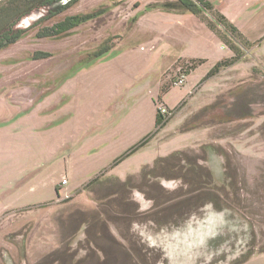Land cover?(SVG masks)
I'll list each match as a JSON object with an SVG mask.
<instances>
[{
	"label": "rangeland",
	"instance_id": "obj_1",
	"mask_svg": "<svg viewBox=\"0 0 264 264\" xmlns=\"http://www.w3.org/2000/svg\"><path fill=\"white\" fill-rule=\"evenodd\" d=\"M166 1L77 0L36 26L32 13L17 24L27 28L23 37L0 50V264H234L251 249L237 264H264V0L243 13L245 0H211L240 14L256 42L203 81L217 40L218 61L234 53L199 17L163 10ZM75 14L95 15L64 34L38 36ZM41 53L49 55L34 58ZM192 54L208 60L189 71ZM67 81L57 104L74 113L68 144H81L101 113L114 121V110L135 104L141 128L127 130L125 143L139 140L153 127L158 93L156 108L170 113L117 164L113 154L125 143L89 158L62 147L72 160L60 195L79 189L41 206L37 200L56 192L40 185L44 132L31 129L40 116L14 120L43 111L45 96L55 107L56 87ZM35 175L39 185L30 189Z\"/></svg>",
	"mask_w": 264,
	"mask_h": 264
},
{
	"label": "crops",
	"instance_id": "obj_2",
	"mask_svg": "<svg viewBox=\"0 0 264 264\" xmlns=\"http://www.w3.org/2000/svg\"><path fill=\"white\" fill-rule=\"evenodd\" d=\"M256 1L257 0H245L243 2L244 5L241 7V9L243 10L242 13L245 12V10L249 11V8L251 7V5ZM213 3L231 22H233V24H235L239 28V30L242 32V34L249 41L256 42V40L254 38H251V36H250L251 30L248 28V24L243 22V21H239V15L240 14H238L237 16H236V14H234V15L228 14L217 3H215V2H213ZM195 17L196 16H194L193 14H192V16H190V18L193 20ZM205 27H206V25H205ZM210 32L212 33L211 36H213L217 40V38L213 35V32L211 30H210ZM216 46H217V50H218L217 52H219V54L214 56L215 58L213 60V63H216L219 60L220 56L221 57L223 56V55H221V52L219 49L220 48L219 40H217ZM184 56L187 57V55H184ZM188 57H190V58H197L198 57V58H204V59H206V61L208 60V57L205 54H202V55L192 54V55H188ZM68 84H69V81L63 82L59 87H56L55 94H59V95H57L55 97L56 101H58V102H56L55 107H49L50 105H48V102L50 100H54V99L49 98V96H45V97H43V111H41L42 113L40 112V109L30 110L29 112H26L27 114L25 115V117H21V118L14 120L15 124H17L18 122H21L22 120L25 123L27 118H34L31 116L35 115L36 113H38L40 116L38 118V121H36V123L34 122L33 125L31 126V129H38L39 131L44 132L43 133V153L45 155H47V158H46L47 162L43 163V179L40 180V185L43 187V189H53L56 192V195H54V196H48V197H45L44 199L42 197L39 200H37L38 202H40L41 206H43L45 204L58 205L59 204L58 203L59 198L62 199L64 197H67L68 195L72 194L74 192V190H72V189H79L80 185L75 184L73 187L69 188L71 190H69L68 192H65L66 193L65 195H62V196L60 195L61 194L60 188L62 186L61 178H63L65 173H67V168H68L67 163H69L70 160H72L71 154L62 152V150H61L62 147H65L66 145H71L70 146L71 147L70 148L71 153H75L78 155H81V153H84V156L86 158H89L90 156H93L96 154L101 155L102 153H106V152L110 151L115 146H117V147L119 145L121 146V144L125 143L126 136H127V130H137L139 127L141 128V124L138 123V119H140V117H141V111L142 110L140 107H138L137 104H135V105H131L129 108H127L128 110H126V111L121 109V108L114 110L115 114L117 115V118L114 121H111L112 112L111 113L106 112L104 114L101 113L102 116H101V119H99L100 120L99 123L96 125L94 124L93 127L89 128V130H91V134H86L84 137L85 140L81 144L79 143V141L74 143V144H68L67 140L69 138L72 139L74 137V135L77 134V133L69 134V131H67L68 129H70L67 126H68L69 122L73 119L71 117L74 116V113L73 112H70L68 114L63 113L64 109L60 107L63 103L60 105L57 104L60 102L59 100L62 99V96L64 95L63 93H65L66 90L69 88ZM72 87L75 88V86H72ZM159 91H160V81H159ZM52 94L54 95V93H52ZM158 95H159V93H158ZM158 95H157V97H158ZM157 97L151 98L152 107L149 111V112H151V124L153 125V127L150 130L149 129L143 130V132L141 134H139L140 137L138 136L140 139H142L148 133L152 132L155 128V120H156V113H157L155 101H156ZM64 106H65V104H64ZM143 111H144V109H143ZM51 115H55V116L50 118L51 125L49 126V124H48L49 117L48 116H51ZM106 115H107V117L105 118ZM69 116H71V117H69ZM132 116H134V118H133L134 123L127 125L131 121ZM35 119H37V118H35ZM10 124L11 123H9L8 125H10ZM50 127H53V128L49 129ZM75 127L78 128V126H73V127H71V130L74 129ZM14 131H17V130L14 129ZM58 131H59V133L56 136V132H58ZM47 133H49V134H47ZM66 136H67V139H66ZM53 138H54V140H53ZM49 139H51L52 141L48 143ZM139 140L134 141V142H130V143H125L120 150L119 149L116 150V152L113 154V155H115V157L113 158L112 161H114V159H116L117 157L122 155L129 147H131L132 145L137 143ZM48 144H50V145H48ZM44 158L45 157H43V159ZM58 168L61 170L59 177L57 176V172H56L58 170ZM51 169H52V171H51ZM100 170H102V169H99L98 171H96L95 174L97 172H99ZM93 171H95V170L93 169ZM41 173H42V171L38 175L40 176ZM95 174H93V175H95ZM38 175H35L32 178H29L30 181L26 182V185L30 189H36L37 185H39V183H37V180H39L37 178H40ZM68 183H69V180H67L63 184H68ZM15 208H17V207H15Z\"/></svg>",
	"mask_w": 264,
	"mask_h": 264
},
{
	"label": "trees",
	"instance_id": "obj_3",
	"mask_svg": "<svg viewBox=\"0 0 264 264\" xmlns=\"http://www.w3.org/2000/svg\"><path fill=\"white\" fill-rule=\"evenodd\" d=\"M77 0H0V50L8 45L16 42L26 32L27 28H20L17 26L18 22L24 17L32 13H38L36 21L39 25L42 21L49 20L56 14L63 11L66 7L72 5ZM156 5H149L155 8ZM165 11H172L175 13H191L199 17L206 27L213 31L220 40L227 44L233 51L234 55L228 58L217 61L210 70L204 75L201 81L217 73L220 68L229 66L238 61L243 45L247 47L254 42L249 41L216 6L211 0H169L159 5ZM42 12V13H41ZM95 14H75L65 17L50 26L44 27L39 31V37H53L64 34L72 28L82 24L83 22L93 18ZM43 56L34 58H42L48 56L49 53H41ZM202 58L193 59L189 65V71L196 69V67L203 63ZM187 71V74L189 73ZM167 117L160 114L157 107L155 128L152 132L145 135L137 143L129 147L122 155L117 157L113 164H117L123 158H126L136 152L138 149L146 144L147 139L166 122ZM264 251V249H260ZM253 253L252 249L248 253H244L238 262H243Z\"/></svg>",
	"mask_w": 264,
	"mask_h": 264
},
{
	"label": "built area",
	"instance_id": "obj_4",
	"mask_svg": "<svg viewBox=\"0 0 264 264\" xmlns=\"http://www.w3.org/2000/svg\"><path fill=\"white\" fill-rule=\"evenodd\" d=\"M184 77H185L184 74L180 76V78L178 79L179 84L183 83ZM158 109H159L160 114L163 115V117H167L170 113L169 109L164 105H159ZM65 182H66V180L63 179L62 183H65Z\"/></svg>",
	"mask_w": 264,
	"mask_h": 264
},
{
	"label": "flooded vegetation",
	"instance_id": "obj_5",
	"mask_svg": "<svg viewBox=\"0 0 264 264\" xmlns=\"http://www.w3.org/2000/svg\"><path fill=\"white\" fill-rule=\"evenodd\" d=\"M67 0H63V2H66Z\"/></svg>",
	"mask_w": 264,
	"mask_h": 264
}]
</instances>
